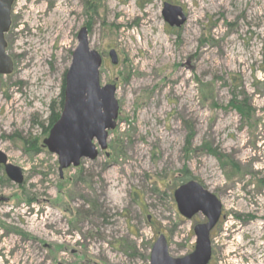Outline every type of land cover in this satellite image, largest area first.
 Here are the masks:
<instances>
[{"label":"rangeland","instance_id":"obj_1","mask_svg":"<svg viewBox=\"0 0 264 264\" xmlns=\"http://www.w3.org/2000/svg\"><path fill=\"white\" fill-rule=\"evenodd\" d=\"M166 5L183 25H169ZM16 10L13 68L0 74V151L24 182L0 166V264H150L160 234L182 255L194 221L179 219L174 191L189 180L228 214L216 264H264V0H18ZM82 27L119 114L107 148L95 141L97 158L61 177L43 141ZM146 37L159 42L154 61ZM233 93L251 119L231 106ZM255 212L249 225L234 216Z\"/></svg>","mask_w":264,"mask_h":264},{"label":"water","instance_id":"obj_2","mask_svg":"<svg viewBox=\"0 0 264 264\" xmlns=\"http://www.w3.org/2000/svg\"><path fill=\"white\" fill-rule=\"evenodd\" d=\"M0 74L10 73L13 61L6 53L5 33L11 26L10 8L12 0L0 2ZM165 9V20L170 26L180 27L186 17L179 11L181 19L169 17ZM172 9V8H171ZM78 46L73 52L70 68L66 73L64 104L61 115L51 128L43 145L58 156L61 177L64 170L78 167L85 158L95 159L98 148L106 149L109 131L115 129L119 106L115 98L116 87L100 84L101 55L91 49L89 31L83 27L78 32ZM110 58L113 64L118 62L117 53L112 50ZM0 166L6 176L16 184L24 182V173L18 166L11 164L5 153L0 151ZM175 200L181 212L191 218L195 213L203 212L208 222L199 226L196 250L181 259L170 257L167 240L164 235L158 237L151 255L150 264H207L211 257L209 232L219 219L222 203L219 198L196 180H190L174 192Z\"/></svg>","mask_w":264,"mask_h":264},{"label":"flooded vegetation","instance_id":"obj_3","mask_svg":"<svg viewBox=\"0 0 264 264\" xmlns=\"http://www.w3.org/2000/svg\"><path fill=\"white\" fill-rule=\"evenodd\" d=\"M3 1H6V0H0V2H3ZM8 1V0H7ZM17 1L18 0H12V4H11V8H10V18H11V26L9 28V30L5 33V40H6V43H7V47H6V53L7 55L9 56L10 60L13 61V58L12 56L8 53V45H9V41H8V36L9 34L11 33V31L13 30V27H14V24H15V18H16V15H18V12L16 10V5H17ZM2 10V4H0V11ZM1 15V13H0ZM83 28V27H82ZM81 28V29H82ZM87 28V27H86ZM80 29V30H81ZM88 29V28H87ZM89 31V30H88ZM78 36V34H77ZM66 78V77H65ZM64 104V102H63ZM63 109V108H62ZM50 133V132H49ZM96 141V140H95ZM97 142V141H96ZM96 144V143H95ZM98 144V142H97ZM96 144V145H97ZM99 145V144H98ZM98 148V146H97ZM188 182V181H187ZM186 183V182H185ZM200 183V182H199ZM183 185V184H182ZM180 187V186H179ZM204 187V186H203ZM205 188V187H204ZM207 189V188H206ZM176 190V189H175ZM208 190V189H207ZM175 192V191H174ZM211 192V191H210ZM214 194V193H213ZM175 199V197H174ZM220 200V199H219ZM176 202V200H175ZM222 203V202H221ZM176 206H177V211H178V216H179V219H181L182 221H191L193 222L194 221V225H193V228H192V232H193V237H194V242H192V246H191V249L189 251H187L186 253L182 254V255H179V256H174L172 255L171 251H170V246H169V240L167 239V237L164 235V234H160L159 237L161 235H164L166 240H167V245H168V254L170 257H173V258H176V259H181V258H184L190 254H192L195 250H196V246H197V240H198V237H197V231H198V228L199 226L203 225V224H206L208 222V217L203 213V212H198V213H195L191 218H188L186 217V215L180 211L179 209V206L176 202ZM258 212H255L253 213L252 215H241V214H234V216L238 219H241L245 225H249L250 223H253L255 221L258 220ZM200 218V219H198ZM227 218H228V214L226 213V210L224 209L223 207V204H222V207H221V212H220V216H219V219L217 220L215 226L210 230L209 232V240H210V247H211V257H210V260L207 264H216V256H217V252L218 250H221V249H217L216 247V244H214L213 240L214 238L217 236L218 232L220 231L222 225L227 221ZM264 219V218H263Z\"/></svg>","mask_w":264,"mask_h":264},{"label":"trees","instance_id":"obj_4","mask_svg":"<svg viewBox=\"0 0 264 264\" xmlns=\"http://www.w3.org/2000/svg\"><path fill=\"white\" fill-rule=\"evenodd\" d=\"M264 64V62H262ZM262 70L264 72V65L261 66ZM240 96L238 94L233 93V99L231 101V106L238 112V114L247 120L251 119L253 117L254 110L249 107L247 104L244 103L245 100H242L239 98ZM60 117L58 115L52 123H55L57 119Z\"/></svg>","mask_w":264,"mask_h":264},{"label":"bare ground","instance_id":"obj_5","mask_svg":"<svg viewBox=\"0 0 264 264\" xmlns=\"http://www.w3.org/2000/svg\"><path fill=\"white\" fill-rule=\"evenodd\" d=\"M63 12H66V11H63ZM147 37H149V34L147 35ZM147 37H146V40L148 39L147 42L148 43H152V47H150V49H149V56H148V58L149 59H152L154 61L155 58L158 57L157 51H159V42H155V41H157V38H154L153 41L150 42V40H149L150 38H147ZM168 56L169 55H166V58H168ZM146 65H148V64H146ZM25 76H26V74H23L22 77H20V80L21 81H25ZM176 80H177V78H173L172 79V81H176Z\"/></svg>","mask_w":264,"mask_h":264}]
</instances>
